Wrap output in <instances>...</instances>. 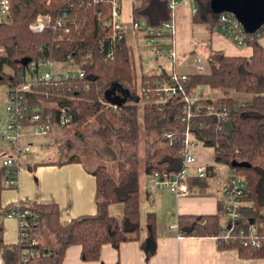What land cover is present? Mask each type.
I'll return each instance as SVG.
<instances>
[{"label":"trees","instance_id":"obj_1","mask_svg":"<svg viewBox=\"0 0 264 264\" xmlns=\"http://www.w3.org/2000/svg\"><path fill=\"white\" fill-rule=\"evenodd\" d=\"M210 2L193 0L196 10L192 23L204 24L212 32L219 28L220 13L212 10ZM168 3V0H132L131 18L140 23L144 36L149 35L146 30L156 29L171 19ZM108 7L109 0L89 6L80 1L71 3V0H49L48 3L9 0V15L0 20V85L6 86L8 92L20 84L23 76L28 77L27 68L31 62L70 60L68 62L75 64L82 76L59 79L51 87L42 83L37 91L34 86L30 92H18L27 100L28 108L34 106L38 98L45 104L65 108L71 117L67 127L87 125L91 121L94 127L89 135L100 143L99 152L109 154L110 159L113 158L111 145L114 141L136 145L139 130L147 140L141 169L135 153L131 152L117 162L113 175L108 174L103 165L88 170L95 179L94 214L79 215L61 225L55 203L19 202L17 210L27 213V240L4 248L6 264H61L64 251L70 246L80 248L81 261L95 262L99 261L103 245L117 249L122 243L137 241L142 180L153 172L181 168L185 109L191 112L189 126L193 138L212 147L214 161L227 165L231 173L245 182L242 218L237 224L246 228L255 224L256 236L264 241V46L259 41L264 37V23L254 33H248L249 56L211 50L205 59L204 72L185 73L181 95L161 101L157 88L169 82L170 72L165 69L140 75L134 72L128 45L123 39H109L110 30L100 25L97 12L106 16ZM62 12L73 18L72 23L66 24V32L57 29L52 32L46 28L34 33L28 28L38 13L48 14L53 19ZM110 47L112 53L108 57L106 51ZM121 84L125 86L114 90ZM200 86L207 87V92H215V96L199 93L192 104L184 101L183 95L192 94ZM110 91L118 92L115 109L107 104L106 93ZM50 111L51 108L43 109L44 113ZM77 137L82 139L83 135L77 133ZM70 161L79 162L78 156L72 155L65 162ZM233 162L246 165L233 167ZM196 180L199 182L195 186L199 184V192L203 191L206 179ZM193 184L190 181L189 186ZM110 204L120 206L117 216L108 214ZM11 208L13 206L0 208V215ZM143 221L153 247L155 213L146 212ZM226 223L223 205L219 204L218 212L213 215H180L177 229L183 237H215ZM32 239L38 241L37 246L30 247ZM41 248L45 256L22 263L21 250ZM218 248L235 250L244 259L264 258V249L243 248L238 244H224Z\"/></svg>","mask_w":264,"mask_h":264},{"label":"crops","instance_id":"obj_2","mask_svg":"<svg viewBox=\"0 0 264 264\" xmlns=\"http://www.w3.org/2000/svg\"><path fill=\"white\" fill-rule=\"evenodd\" d=\"M181 3L175 8L172 20L175 33L166 41L163 48L173 49L178 58V66H166L177 73L192 71L186 63L179 60L178 54L191 52V28L192 15L195 7L192 4ZM184 4V5H183ZM132 0H120V20L124 25L125 44L133 47V55L140 68H147L149 73H158L160 68L145 67L143 53L149 46H145V38L141 30L131 28ZM220 28L211 32V49L222 51L226 55L249 56L251 47L237 45L229 36L221 33ZM163 38V37H161ZM140 43V44H138ZM162 48V47H160ZM159 61V60H158ZM155 63V62H153ZM152 63V64H153ZM165 65V63H163ZM160 65L163 66L164 65ZM165 68V67H164ZM169 70V71H170ZM146 73V72H142ZM57 126L52 127L43 137L52 132L57 139L62 135ZM51 133V134H52ZM40 137V136H39ZM48 140V139H47ZM38 143V137L33 144ZM205 151H208L205 154ZM213 148L205 145L196 146V165L212 167L216 174L206 179L203 191L199 192L196 183L199 178L193 176L194 169L190 170L189 194L176 197L165 189L148 190L141 182L139 196V211L141 216L140 234L137 241H129L119 245L117 249L109 245L100 248L99 261H81L80 248L70 246L65 249L61 264H264V258L244 259L238 252L232 249H219L214 237H183L177 229L180 215H213L218 212L219 192L221 183L226 180L230 168L216 162H212ZM67 158L55 160L31 158L22 163V168L17 174L15 188L0 190V208L22 201H35L37 203L53 202L58 210V222L66 224L70 219L79 215H91L95 212V179L88 172L90 168L82 165L81 161L65 162ZM60 162V163H59ZM91 170V169H90ZM108 214L117 216L120 206L110 204ZM148 211L155 213V241L153 247L149 244L142 217ZM2 226V244L6 246L18 243L17 222L14 217L0 215ZM37 241V240H36ZM38 242V241H37Z\"/></svg>","mask_w":264,"mask_h":264},{"label":"built area","instance_id":"obj_3","mask_svg":"<svg viewBox=\"0 0 264 264\" xmlns=\"http://www.w3.org/2000/svg\"><path fill=\"white\" fill-rule=\"evenodd\" d=\"M8 1L0 0V20H5L8 15ZM48 3L49 0H43ZM80 1L89 6L90 4L100 3L102 0H71V3ZM169 8L171 10V16L175 8L181 3L180 0H168ZM120 0H109L108 13L106 16L97 12L100 25L103 29H109V39L114 40L123 39L124 25L120 20ZM195 7L193 11L195 12ZM72 23L73 18L69 17L66 12L56 14L53 19L48 14H37L28 26V28L34 32L39 33L46 28L50 31L60 30L67 31L66 24ZM220 31L230 35V38L237 45H245L248 38V32L244 29L242 24L235 18L230 12H222L219 16ZM132 30H141L143 37L145 38V45L149 46L150 54L153 58L164 57L166 61L171 62V66H178V58L176 52L171 48H158L156 39L166 37L165 34L171 35L175 32V27L172 19L163 22L162 25L156 29L146 30L149 35L144 36L140 23L132 21ZM264 33V30H263ZM111 48V47H110ZM106 51V56L110 57L112 48ZM68 56H66V59ZM68 61H51L41 60L39 62H31L27 68L28 77L23 76L20 80V84L13 86L10 92L5 93L4 110L7 116L2 121V128L0 129V178L3 186L7 188L14 187L16 181L17 171L21 165V156L25 154L29 148L30 143L25 140L22 141L23 136H44L52 127L57 126L59 128H65L70 124V115L66 112L65 108H57L50 104H45L43 100V106L35 104L28 108L27 100L24 99L21 91L31 90L34 87V91H37V87L43 83V86L50 87L54 85L55 81L59 79H66L67 77H73L77 75L82 76V72L75 64H70ZM194 67L198 73L204 72L203 63L200 57H193L189 63ZM160 71L165 69L163 66H159ZM159 71V72H160ZM168 71V70H167ZM169 82L160 85L158 93L161 95L159 98L161 101L172 100L173 97L181 95L182 84L186 80L185 73H177L174 70L168 71ZM44 98L47 97L45 91L42 92ZM208 94L207 91L202 89H196L190 95H183L184 101L188 104H192L197 98L198 94ZM117 92L110 93V97L116 96ZM164 95V96H163ZM30 96H33L31 93ZM36 102L39 100L35 98ZM29 104V103H28ZM112 109H115V103H107ZM51 108L52 111L44 113L43 109ZM54 108V110H53ZM56 111V112H55ZM55 113V115L52 114ZM186 116L184 121L186 122L183 132V157L181 159V168L178 171H164L153 172L146 178L148 190L153 189H165L172 192L176 197L186 196L189 194L188 179L191 175V168L194 169L193 176L199 179L212 178L216 172L212 167L205 165H196V146L204 145L202 141L193 138L189 126V118L191 112L186 110ZM211 113V112H210ZM216 118L220 117L217 113H212ZM214 152V150H213ZM245 195V182L242 177L233 173L227 174L226 180L223 181L220 187L219 201L222 203L225 211L226 225L221 229L220 235L215 236L218 246L238 244L243 248H249L254 250L264 249V241L260 240L256 236V226L252 224L248 228L238 225V221L242 218L241 207L243 204V197ZM26 211H18L17 206L14 210L7 214V217L14 215L13 217L17 222L18 230V243L22 244L26 242L28 228V222L25 219ZM38 242L35 239L30 241V247H35ZM22 263L26 261L45 256L44 249L39 250L23 249L19 253ZM0 264H6L1 250V232H0Z\"/></svg>","mask_w":264,"mask_h":264},{"label":"rangeland","instance_id":"obj_4","mask_svg":"<svg viewBox=\"0 0 264 264\" xmlns=\"http://www.w3.org/2000/svg\"><path fill=\"white\" fill-rule=\"evenodd\" d=\"M185 2H186L185 5L192 4V0H182V3H185ZM171 19H172V16H171ZM215 31H217V28L214 29L212 32H215ZM223 34L230 37V35L228 34H225V33ZM211 36H212L211 32L208 31L207 26H205L204 24L192 23V28H191V49L192 50L191 52L189 51L187 53L178 54L179 60L182 61L183 63H186L188 67H191L190 69H192V71H195L194 67L190 66L189 63L193 57L195 56L200 57L203 63V67L205 69V59L208 55H210L211 50H213L210 47ZM167 39H169V36L156 39L157 47L163 48V46L165 45L160 44V43H165V42H160V41H166ZM259 41L264 46V37H262ZM128 49L130 52V58L134 61V68H135L134 72L137 75H140L139 73H142V72H146L145 74H150L147 68H140V66L136 62L134 55H133V50H132L133 47L130 43H128ZM142 58H143V61H140V63H144L143 66L145 67L159 68V66L162 65L163 63H165V65L163 64L165 68L166 66L171 65V62L166 61L165 58L162 56L159 58H153L150 54L149 47L146 50H144ZM42 60H46V61L48 60V61H51L52 63L54 62V60H51V59H42ZM167 70L169 71L170 69L168 68ZM124 86H125L124 84H121L119 86L120 88L115 87L114 90L121 89ZM200 89L206 91L207 87L200 86L198 90ZM6 91H7L6 86L0 85V129L3 126L2 121L7 116V113L4 110ZM135 93H137V95H140L138 92H135ZM208 95L215 96V92L213 93L212 91L211 92L209 91ZM36 104L39 106H43L44 103L41 102V100L39 99ZM93 127H94V124L91 121L87 125L78 126V125L72 124L71 126L61 130L62 135L60 137H57V139L53 136V133L51 132L52 134L50 133L46 137V139H44L43 136L38 137V143H35V144H33V142L34 140L37 139V136H34V137H31V135L23 136L22 141L27 140L30 143V148L25 154L21 156V165L19 166L17 174L19 170L22 168L23 161H25L26 159L30 160L31 158H36V159L53 158L55 160H59V159L69 158L72 155H77L78 160H80L82 165H84L85 167L93 169L95 167H98L99 165H103V167H105L106 169L105 171L108 174L113 175L116 171L117 162L123 161L126 157L130 155L131 152L135 153V156L137 159V166L140 169L142 168L143 162H144L145 142L147 140L145 139V136L141 133L140 130L138 132V137L136 139V143H137L136 145H132L131 143L114 141L111 145V148L113 151V158L110 159L109 154H101L99 152L100 147H101L100 143L96 142L93 139V137L89 135L90 130ZM77 133H80L81 135H83L82 139L77 137ZM207 152L208 151H205V154ZM211 161L215 162L213 159V156H212ZM16 178H17V175H16ZM16 184H17V181H15L14 187L12 188H15ZM0 185L2 186V189L7 188L3 186L2 183ZM144 185L147 187L146 179H144ZM219 195H220V192H219ZM18 203L19 202L11 204V205H7V206H13V208H11L10 210L12 211L18 205ZM10 211L2 216L7 217V214H9ZM13 216L14 215H11L9 217H13ZM0 229H1V226H0ZM0 232H1V250H2V255L4 258V248L2 244V231L0 230ZM42 242H44V240H42Z\"/></svg>","mask_w":264,"mask_h":264},{"label":"water","instance_id":"obj_5","mask_svg":"<svg viewBox=\"0 0 264 264\" xmlns=\"http://www.w3.org/2000/svg\"><path fill=\"white\" fill-rule=\"evenodd\" d=\"M210 5L216 13H232L248 33H254L264 23V0H211ZM111 92L106 93V99L116 104V96L110 97ZM244 165L232 163L233 167Z\"/></svg>","mask_w":264,"mask_h":264}]
</instances>
